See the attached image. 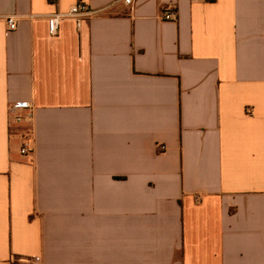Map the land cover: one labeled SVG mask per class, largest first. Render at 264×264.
<instances>
[{"label": "crops", "instance_id": "obj_1", "mask_svg": "<svg viewBox=\"0 0 264 264\" xmlns=\"http://www.w3.org/2000/svg\"><path fill=\"white\" fill-rule=\"evenodd\" d=\"M0 264H264V0H0Z\"/></svg>", "mask_w": 264, "mask_h": 264}, {"label": "built area", "instance_id": "obj_2", "mask_svg": "<svg viewBox=\"0 0 264 264\" xmlns=\"http://www.w3.org/2000/svg\"><path fill=\"white\" fill-rule=\"evenodd\" d=\"M132 0H126L127 4H131ZM94 15V11L91 8L90 4L86 2H80L75 7H73L67 13H56L49 18V32L52 36H57L59 34L60 24L63 20L72 19L76 21L78 27L82 26V23L85 18L91 17ZM165 20H175L176 13L167 10L164 13ZM7 23L10 31H15L18 27L17 18L11 16L7 18ZM9 114L13 118L14 122L17 124H22L27 120H31L33 116V106L30 102L19 101L11 104L9 106ZM23 153L27 154L32 152L30 146L26 144L22 150ZM39 261V260H36Z\"/></svg>", "mask_w": 264, "mask_h": 264}]
</instances>
